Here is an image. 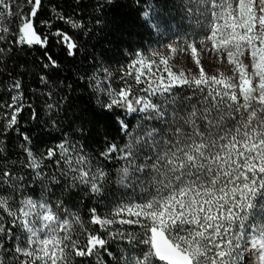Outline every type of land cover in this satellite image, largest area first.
Wrapping results in <instances>:
<instances>
[{
    "label": "snow or ice",
    "instance_id": "6c2138e0",
    "mask_svg": "<svg viewBox=\"0 0 264 264\" xmlns=\"http://www.w3.org/2000/svg\"><path fill=\"white\" fill-rule=\"evenodd\" d=\"M114 2L0 0V264H264V0Z\"/></svg>",
    "mask_w": 264,
    "mask_h": 264
},
{
    "label": "trees",
    "instance_id": "16d2710c",
    "mask_svg": "<svg viewBox=\"0 0 264 264\" xmlns=\"http://www.w3.org/2000/svg\"><path fill=\"white\" fill-rule=\"evenodd\" d=\"M63 2V6L65 8V11H70L68 9L67 5L72 2V0H52V3L60 5ZM177 3H182V0H141L140 7H146L147 4H155L157 8L161 9L164 12H168L174 9V6ZM137 4L136 0H115L114 5L108 9V19L110 22H114L116 25L120 26V29L123 33L126 34L125 40L126 42H140L145 45V47H148L149 44H151L152 47H155L158 45V43L155 42V40H149L146 33L144 32L143 28L139 27V13L136 11ZM179 9H175V12L177 13V18L179 14ZM41 15H44L42 13ZM87 18V17H86ZM37 26L39 27V24L37 22ZM63 27L67 28L66 25H62ZM68 31L75 35L74 30L68 28ZM94 35L97 37V39H89L86 47H88L89 50H92L94 47L97 52H102L103 50L108 48V40L111 37V32H100L97 30L94 32ZM80 40H83V35L81 34L79 37ZM167 42V40L162 41ZM57 50L53 49L52 52L55 54ZM40 53L38 51L29 53L27 57L25 58V61L30 63L32 58L34 56H38ZM107 58H111V54H108ZM86 64V61H83L80 59V56H77V63L76 67H83ZM202 65L205 68V70L209 68H214L216 66L215 63H211V65H207L205 61H202ZM209 67V68H208ZM194 71H198V69H195V65L192 66ZM113 71H115V66L113 67ZM15 75V74H14ZM67 74L61 73V76H65ZM0 79L7 80V74H5L3 77H0ZM24 83H25V92L26 95L29 96L30 99L33 97L31 96V93L29 92L30 89H38L40 88L38 78L29 79L27 74L24 76ZM67 83V81H66ZM5 89L3 85H0V93L4 92ZM36 107L38 110L42 109L43 100L39 99V93H36ZM7 99V97L0 95V100ZM82 105L84 107H90V105L87 103V97L85 95V99L82 101ZM41 115L43 113L41 112ZM135 122L133 118V123ZM115 139L118 141H121L120 136H115ZM9 151L12 150V142H9L8 144ZM114 175V173H113ZM103 211V209L101 210Z\"/></svg>",
    "mask_w": 264,
    "mask_h": 264
},
{
    "label": "rangeland",
    "instance_id": "374dc122",
    "mask_svg": "<svg viewBox=\"0 0 264 264\" xmlns=\"http://www.w3.org/2000/svg\"><path fill=\"white\" fill-rule=\"evenodd\" d=\"M172 39L175 40V37H173ZM162 43L166 44V43H168V41L167 42H162ZM153 48L163 51V49L160 48V44L156 45ZM201 60L205 61V63L207 65H211V63H215L214 60L210 59V57L207 54H203L201 56ZM225 63H226V61H225ZM172 64L174 66V68H173L174 71H180L181 69H184L185 71H187V69L189 67L192 68V66L194 65V62L191 60L190 53H177L176 56L173 57V59H172ZM217 67H218V65L216 64V66L214 68H209L208 67L209 69H207L206 71L209 74H213L216 71Z\"/></svg>",
    "mask_w": 264,
    "mask_h": 264
}]
</instances>
